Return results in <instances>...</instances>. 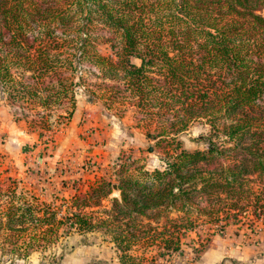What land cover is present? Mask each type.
Masks as SVG:
<instances>
[{"label": "trees", "instance_id": "trees-1", "mask_svg": "<svg viewBox=\"0 0 264 264\" xmlns=\"http://www.w3.org/2000/svg\"><path fill=\"white\" fill-rule=\"evenodd\" d=\"M260 9L264 0H0V86L13 99L44 103L51 98L40 96L46 86H27L14 70L40 80L60 66L75 69L88 62L104 80L122 85L149 123L158 122L154 138L175 143L161 169L135 167L134 174L121 173L128 160L119 158L121 169L112 174L118 196L101 210L105 215L78 212L57 219L54 210L40 216L36 204L11 199L0 208V264H14L65 238L67 232H55L61 225L100 230L109 236L120 264H139L129 253L138 216L173 210L186 231L200 217L213 221L220 232L241 220L250 221L251 231L256 230L252 225L263 224ZM94 22L114 34L108 40L114 57L96 50L89 30ZM55 87L49 86L51 95L59 92ZM198 121L208 126L206 148L182 149L178 134ZM97 182L92 193L100 190L108 197L112 180ZM85 197L81 201L87 202ZM178 230V225L165 229V238L158 233L166 255L181 245Z\"/></svg>", "mask_w": 264, "mask_h": 264}, {"label": "rangeland", "instance_id": "rangeland-1", "mask_svg": "<svg viewBox=\"0 0 264 264\" xmlns=\"http://www.w3.org/2000/svg\"><path fill=\"white\" fill-rule=\"evenodd\" d=\"M257 13L264 17V9ZM89 30L96 50L114 57L108 41L114 37L111 30L99 22L91 24ZM131 60L139 63L137 58ZM13 75L27 86H46L40 96L51 98L44 103L37 98L13 99L0 86L1 209L12 199L10 202L16 204H36L40 216L54 210L57 219L78 212L93 217L105 215L101 210L110 207V198L118 196V190L112 185L110 195L104 197L100 190L92 193V188L101 179H111L116 185L112 174L121 169L120 157L128 160L121 173L127 169L134 174L135 167L149 171L163 168L165 157L175 152L174 142L154 138L158 122L149 123L130 104L122 85L104 80L88 62H81L75 69L60 66L40 80L30 72L14 70ZM51 85L59 92L51 95ZM207 135L208 126L198 121L179 133L177 140L182 149L203 150ZM84 196L87 202L81 201ZM179 214L170 210L136 217L139 226L129 251L135 262L264 264V223L252 225L256 230L251 231L250 221L241 220L220 232L213 221L200 217L194 229L186 231ZM174 225L180 227L177 236L181 245L176 253L166 255L165 249L159 248L158 233L167 237L165 229L171 230ZM55 232L67 235L45 250L31 251L26 259L14 264H120L109 236L98 229L84 232L76 226L61 225Z\"/></svg>", "mask_w": 264, "mask_h": 264}, {"label": "water", "instance_id": "water-1", "mask_svg": "<svg viewBox=\"0 0 264 264\" xmlns=\"http://www.w3.org/2000/svg\"><path fill=\"white\" fill-rule=\"evenodd\" d=\"M113 188H117V186L116 185H113Z\"/></svg>", "mask_w": 264, "mask_h": 264}]
</instances>
